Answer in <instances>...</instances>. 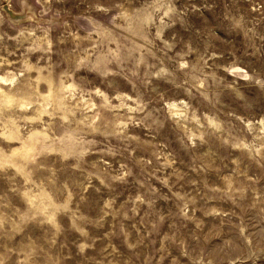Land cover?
<instances>
[{
	"label": "rangeland",
	"instance_id": "obj_1",
	"mask_svg": "<svg viewBox=\"0 0 264 264\" xmlns=\"http://www.w3.org/2000/svg\"><path fill=\"white\" fill-rule=\"evenodd\" d=\"M0 264H264V0H0Z\"/></svg>",
	"mask_w": 264,
	"mask_h": 264
}]
</instances>
